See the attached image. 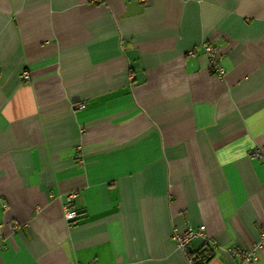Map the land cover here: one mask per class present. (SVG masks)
<instances>
[{
  "label": "crops",
  "instance_id": "obj_1",
  "mask_svg": "<svg viewBox=\"0 0 264 264\" xmlns=\"http://www.w3.org/2000/svg\"><path fill=\"white\" fill-rule=\"evenodd\" d=\"M199 225L264 264V0H0V264H193Z\"/></svg>",
  "mask_w": 264,
  "mask_h": 264
},
{
  "label": "built area",
  "instance_id": "obj_2",
  "mask_svg": "<svg viewBox=\"0 0 264 264\" xmlns=\"http://www.w3.org/2000/svg\"><path fill=\"white\" fill-rule=\"evenodd\" d=\"M205 51L209 58V63L211 64V67L216 72L217 75L222 76L224 71L220 66V57L215 54L214 47L205 44ZM21 77L23 79H28L29 75L27 71H23L21 74ZM84 105L83 103L77 104L78 108H82ZM254 155L258 154V151H254ZM76 193L71 192L67 195L66 201L62 206V214L65 221H70L73 218L77 216V210L73 207V202L75 199ZM204 229V225H199L196 227V229L192 226L186 227L183 232L175 231L172 238L176 242L177 247L185 253L188 260L192 262L193 264H196V254L194 252H189L188 246L191 243V241L195 238H201L202 237V231ZM257 246L264 245V227L261 229L259 239L257 241ZM206 244V243H205ZM255 250V249H254ZM254 250L251 248L248 249H240V248H231L229 249V253L233 257H241L239 264H250L254 261ZM83 264H89V263H83Z\"/></svg>",
  "mask_w": 264,
  "mask_h": 264
},
{
  "label": "trees",
  "instance_id": "obj_3",
  "mask_svg": "<svg viewBox=\"0 0 264 264\" xmlns=\"http://www.w3.org/2000/svg\"><path fill=\"white\" fill-rule=\"evenodd\" d=\"M208 258H209V255H206V256L202 255V256H199V257L196 256V260L198 261L197 262L198 264H203Z\"/></svg>",
  "mask_w": 264,
  "mask_h": 264
}]
</instances>
